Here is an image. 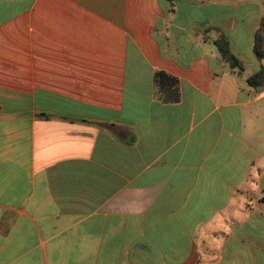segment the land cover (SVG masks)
Segmentation results:
<instances>
[{
  "label": "crops",
  "instance_id": "0c3cea01",
  "mask_svg": "<svg viewBox=\"0 0 264 264\" xmlns=\"http://www.w3.org/2000/svg\"><path fill=\"white\" fill-rule=\"evenodd\" d=\"M263 14L0 0V264H264Z\"/></svg>",
  "mask_w": 264,
  "mask_h": 264
},
{
  "label": "trees",
  "instance_id": "16d2710c",
  "mask_svg": "<svg viewBox=\"0 0 264 264\" xmlns=\"http://www.w3.org/2000/svg\"><path fill=\"white\" fill-rule=\"evenodd\" d=\"M220 57L228 63L231 67H235L239 70L242 69V62L232 53L229 47V40L223 34L220 33L219 36L213 41ZM254 52L256 57L261 60L264 58V14L261 16L259 21V26L254 34ZM155 83L159 88V91L163 95V99L166 101H176L179 98V93L177 89V79L170 74L157 71L155 73ZM247 82L254 88H261L264 85V66L260 65V68L251 74L247 78Z\"/></svg>",
  "mask_w": 264,
  "mask_h": 264
},
{
  "label": "rangeland",
  "instance_id": "374dc122",
  "mask_svg": "<svg viewBox=\"0 0 264 264\" xmlns=\"http://www.w3.org/2000/svg\"><path fill=\"white\" fill-rule=\"evenodd\" d=\"M217 12L218 13H221V14H228L229 13V10L224 9V8H220V7H217Z\"/></svg>",
  "mask_w": 264,
  "mask_h": 264
}]
</instances>
